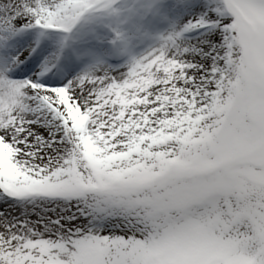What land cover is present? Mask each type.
<instances>
[{
  "label": "snow or ice",
  "instance_id": "6c2138e0",
  "mask_svg": "<svg viewBox=\"0 0 264 264\" xmlns=\"http://www.w3.org/2000/svg\"><path fill=\"white\" fill-rule=\"evenodd\" d=\"M0 264H264V0H0Z\"/></svg>",
  "mask_w": 264,
  "mask_h": 264
}]
</instances>
